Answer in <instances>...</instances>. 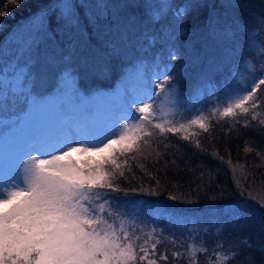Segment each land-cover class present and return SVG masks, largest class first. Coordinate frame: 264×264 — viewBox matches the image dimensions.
Segmentation results:
<instances>
[{
  "label": "snow or ice",
  "instance_id": "1",
  "mask_svg": "<svg viewBox=\"0 0 264 264\" xmlns=\"http://www.w3.org/2000/svg\"><path fill=\"white\" fill-rule=\"evenodd\" d=\"M8 2L20 6V0ZM261 8L254 12L250 0H46L23 43L0 50V127L6 129L7 144L0 155V264H168V252L158 251L164 241L179 248L171 251L172 264L181 259L199 264L198 253L209 252L206 237L214 238L209 264H258L255 253L264 254V239L252 240L249 217L255 209L248 201L264 209V196L257 199L252 191L254 174L243 181L235 175L243 165L228 161L242 199L217 203L223 190L208 195L213 203L206 218L190 221L192 209L144 197L167 192L169 201L197 202L187 193L168 191L159 169L154 174L145 166L153 158L165 169L174 165V159H166L169 137L207 152L198 137L210 134L212 120L231 118L242 128L264 129L256 111L264 86V38L256 35L257 27L264 35V0ZM9 15L0 11V17ZM197 19L225 59L209 65L221 80L201 74L215 102L192 111L202 89L177 92L181 68L173 62L189 55L184 46L188 21ZM137 48L145 59L126 65L141 81L136 94L129 97L126 89L85 94L82 85L110 78ZM191 59L204 62L195 52ZM121 76L126 79L128 73ZM165 98L166 113L157 107ZM111 100H120L114 112L100 103ZM70 105L103 106L109 114L56 123L44 119L53 107ZM186 111L191 116L176 118ZM244 151L264 161V152L251 146ZM135 168L155 184L140 180L139 187L132 186L139 179ZM189 170L204 180L202 167ZM205 188L211 191V184ZM198 190L203 189L198 185ZM197 220L207 226H197ZM174 228L181 230L179 237Z\"/></svg>",
  "mask_w": 264,
  "mask_h": 264
},
{
  "label": "trees",
  "instance_id": "2",
  "mask_svg": "<svg viewBox=\"0 0 264 264\" xmlns=\"http://www.w3.org/2000/svg\"><path fill=\"white\" fill-rule=\"evenodd\" d=\"M45 3L46 0H20V6L14 7L8 2V0H0V11H7L11 13L9 16L0 17V42L3 38L2 34H4L7 29L11 28L17 22L27 19L36 11H39ZM180 3H183V1ZM250 3L253 5L254 12L260 13L262 11L261 0H250ZM259 19L260 17L257 15V21H259ZM199 25V19L188 21L190 35L185 38L184 46L185 44L195 42L196 49H202L203 43H205L207 47L209 46V48L216 47L212 38ZM256 35L259 38H264V35L260 33L258 27L256 29ZM221 55L223 56L225 54L221 53ZM188 56L191 58V55ZM179 64L180 63H177L176 65ZM210 70L212 71V69ZM195 71L194 67H190L188 77H180V79L176 81L177 84H179L182 88L187 80L189 83V78L193 76L192 73ZM119 72L120 69L116 68L113 75L107 80H90V83L93 85L99 84L104 88L111 87L113 86L114 81H116ZM214 77L215 79H218L220 78V75L217 77V74L214 73ZM82 87L85 86L82 85ZM257 95L260 97V104L262 105V111L264 114V86L261 87V90H259ZM10 113L11 112H9V114ZM262 117H264V115H262ZM238 119L243 121L244 118ZM211 123L214 127L210 130V134L201 133L198 137L201 140L202 145L207 149V152H201L192 145L179 140L176 137H169L170 150L166 153V159L169 161L174 159V165H170L167 169H165L163 161L156 165L153 163L154 158L145 161V166L148 167L150 171H153L154 174L156 173V170L159 169V175L162 179V183L166 186L168 191L174 192L178 195L181 193H187L192 200L197 202L191 204L175 203L167 200V192L159 197H144V199H159L164 201L165 204H174L176 208L192 209V211L187 213L190 221L198 217L206 218L208 206L213 203V201L207 198L208 195L216 194L223 190L224 198L222 201L217 203H230L235 200L242 199L239 195V191L233 183L234 175L231 166L228 163L229 160L232 165H243V168L238 167L235 173V175L240 177L242 181L245 175H248L249 178H251L253 174L255 175V183L253 184L252 191L256 196L259 190H264V185L259 184L260 180H264V175H261L264 173V161H261V158L257 156L255 152L246 154L244 151L246 146H251L256 148L258 151L264 152V135L258 134V131H264V129H259V125L253 129H245L240 127V125H235L231 118H224L218 122L216 120H212ZM230 127L233 129L232 131H229ZM153 146L155 147V145ZM212 152L218 153L219 156L223 157V160L214 158L211 155ZM174 153L175 156L173 155ZM257 165L261 166L256 167ZM201 167L204 169L205 174L203 181L198 180V171L194 174L193 171L189 170H197ZM134 171L139 179L131 181L132 186L139 187L140 180H143L147 185L155 184V181L150 180L148 176H145L139 168H135ZM117 182L120 183L121 187L128 186V181L118 180ZM209 183L211 184V191H208V189L205 188V185ZM173 184H176L177 187H172ZM198 185L199 188L203 190H198ZM248 204L255 209L249 217V231L252 234V240L254 241L257 237L264 239V231H261V228L264 227V215H261V213H264V209H260L259 205L256 204V201L249 200ZM196 224L201 227L207 226L199 220L196 221ZM160 226L164 227V223H161ZM188 227L191 228L193 225L189 223ZM186 230L187 229H185V231ZM172 231L179 237V233L181 231L179 228H174ZM206 240L209 246V252L207 254L198 253L199 264H209L212 256L211 248L214 246V238L206 237ZM185 243L187 242L185 241ZM165 250L169 255L168 264H172L171 251L179 250V248H173L170 242L164 241L161 245H159L158 251ZM255 255L258 264H260L261 261H264V254L257 251ZM161 264H163V262H161ZM176 264H187V260H178L176 261Z\"/></svg>",
  "mask_w": 264,
  "mask_h": 264
},
{
  "label": "rangeland",
  "instance_id": "3",
  "mask_svg": "<svg viewBox=\"0 0 264 264\" xmlns=\"http://www.w3.org/2000/svg\"><path fill=\"white\" fill-rule=\"evenodd\" d=\"M184 2V0H176L177 4H180V2ZM113 3H122L123 0H112ZM39 11H36L34 14L30 15L27 19L22 20L17 22L15 25H13L11 28L7 29L3 35V38L0 42V50H5L9 48V46H12L14 44H22L23 39L26 38L28 35L33 23H38V21H34L32 18L34 16L38 17ZM159 47V45L157 46ZM185 47L188 49L189 55L192 56V54L195 52L199 54L200 58L203 63L200 62H192V59L189 58V56H185L183 60H178L174 61V64L180 63L178 66L181 68V74L180 77H188L190 67L195 68V72L192 73V77L186 81L185 85L182 86V88L177 84L175 81V89L177 92L181 93H188L192 92L196 88L202 89V93L200 95V98L198 100H194L193 103L196 104V109H193L192 111H195L197 109H209L210 106L215 102L213 96L211 95V91L207 88H205V78L202 76V73H207L209 74L213 80L219 81L222 79L221 75L214 71L212 68L209 67L211 62L213 60H223L225 58V55H221L217 51L216 47L209 48L205 43L202 45V49H196V44L195 42H191L189 44H185ZM154 51V50H153ZM183 51V49H182ZM223 54V53H222ZM145 59L144 53L137 48L136 51L131 55V56H126L123 59L122 63H118L116 68L120 69L119 75L117 76L116 81H114L113 86L111 87H102L99 84L93 85L88 82V84L85 86L86 87V93H95L97 91L103 92L108 95H112L113 93L120 92L122 90L126 89L127 95L130 97L134 94H136L140 88H141V81L137 77L134 69L132 67H126L130 62L131 63H136L139 65L140 60ZM151 60V53L148 54L147 63H150ZM212 69V71L210 70ZM145 73L150 74L151 69L150 68H145L144 69ZM122 72L128 73L127 78L125 79L124 77L121 76ZM214 73L217 74V77L220 75V78L215 79ZM95 81H100L95 79ZM103 81V80H102ZM183 82V81H182ZM259 92V91H258ZM259 97V96H258ZM101 105L103 104H108L110 107H112V111H116V106L120 103V100H111V101H102L100 102ZM168 101L167 99H163L158 101L157 107L158 109H161L163 112H168L167 108ZM18 111V109H17ZM192 111H186L181 113L179 116L176 118H180V116H183L185 118L191 116ZM256 111L259 113V118H264L262 117L263 111H262V105L256 109ZM14 112H11L9 115H11ZM108 111L105 107H93V108H88L84 107L79 109L78 106L76 105H70L68 108H65L63 110H59L55 107L50 109L47 114L45 115L44 119L50 120L53 123H56L66 117H73V118H97V119H103L105 118L106 115H108ZM13 115V114H12ZM237 118H243V117H237ZM6 129L0 127V155L3 154L7 144H6V136H5V131ZM261 196H264V190H259L257 192V199H259ZM257 205H259L256 202Z\"/></svg>",
  "mask_w": 264,
  "mask_h": 264
}]
</instances>
